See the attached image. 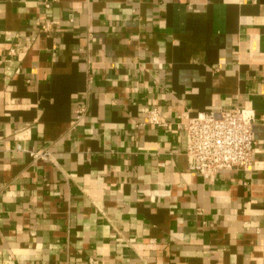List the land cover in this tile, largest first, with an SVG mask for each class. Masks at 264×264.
Segmentation results:
<instances>
[{"label": "crops", "instance_id": "1", "mask_svg": "<svg viewBox=\"0 0 264 264\" xmlns=\"http://www.w3.org/2000/svg\"><path fill=\"white\" fill-rule=\"evenodd\" d=\"M233 107L252 168L189 170ZM92 260L264 264V0H0V264Z\"/></svg>", "mask_w": 264, "mask_h": 264}, {"label": "built area", "instance_id": "2", "mask_svg": "<svg viewBox=\"0 0 264 264\" xmlns=\"http://www.w3.org/2000/svg\"><path fill=\"white\" fill-rule=\"evenodd\" d=\"M84 112V106L74 108L75 122L82 119ZM144 117L153 125L162 124L157 107L146 109ZM254 119L252 110L239 107L223 109L219 116L201 112L187 117L183 128L186 131L185 155L189 170L203 177L224 170L249 171L253 161ZM29 154L32 158L46 159L49 156L46 150L29 151ZM91 263L97 264V261L92 260Z\"/></svg>", "mask_w": 264, "mask_h": 264}]
</instances>
